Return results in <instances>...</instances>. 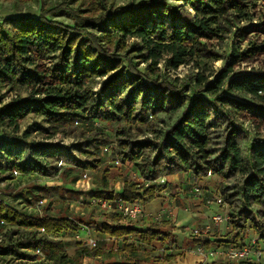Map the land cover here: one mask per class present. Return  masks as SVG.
I'll return each instance as SVG.
<instances>
[{
	"label": "trees",
	"instance_id": "trees-1",
	"mask_svg": "<svg viewBox=\"0 0 264 264\" xmlns=\"http://www.w3.org/2000/svg\"><path fill=\"white\" fill-rule=\"evenodd\" d=\"M81 2L51 4L38 18H0V169L11 177H55L62 164L98 171L95 197L144 205L166 188L155 183L162 177L217 176L234 233L225 243H244L247 230L264 241V18L254 24L250 11L264 0H141L124 7L92 0L86 9ZM62 14L73 26L55 20ZM230 36L236 41L224 52ZM218 61L219 70L208 67ZM14 91L27 96L5 102ZM32 119L35 133L75 143L29 141L22 125ZM95 121L117 124L115 160L134 164L151 186L107 191L101 153L112 142L84 128ZM105 216L116 225L106 221L102 232L122 241L117 252L126 260L118 264H176L171 253H140L153 243L175 249L170 220L140 230ZM79 230L71 219L28 216L0 199L2 258L77 264L115 255L80 247L69 256L60 237Z\"/></svg>",
	"mask_w": 264,
	"mask_h": 264
},
{
	"label": "rangeland",
	"instance_id": "rangeland-1",
	"mask_svg": "<svg viewBox=\"0 0 264 264\" xmlns=\"http://www.w3.org/2000/svg\"><path fill=\"white\" fill-rule=\"evenodd\" d=\"M62 0H0V18H9V17H22V16H28L30 18H38L40 12L43 9H46L51 4L60 3ZM84 5L82 9H86V6L92 3V0H81ZM141 0H111V3L114 5V7H124L128 4L136 5ZM78 5V4H76ZM256 7L254 10L253 7H251V13L253 14L252 20L253 23H258L261 19L264 18V5L261 3V6ZM55 20L63 22L65 25H71L73 26V22L71 19L66 16L65 14H62L55 18ZM232 35V34H231ZM236 41L233 36H230V38L226 41L224 45V52L229 51L234 43ZM223 65L222 61H218L215 63H209L208 67L212 68L213 70H219ZM144 67V66H142ZM162 67V65H161ZM179 76L183 78L187 75V69L184 67H181L178 72ZM210 72L208 71L207 74ZM3 93H5V90H3ZM26 92H11L10 94H6L5 96V102H10L13 99L17 97H21L22 99L25 98ZM35 121L28 120V122L24 123L22 125V132H29L30 137L29 141H33L35 143H43V144H60V145H69L74 144L75 141L73 139H65L61 140L59 137H54L52 139L46 138V135L43 134H37L34 132V125ZM117 127L116 123H107V122H90L84 124V128L88 130H97L100 131L102 134L109 135L110 140L112 142L111 144V150H114L115 148V128ZM243 130L245 133H247L250 138L254 137V134L251 132L250 128L245 125L243 126ZM109 152H102L101 158L103 160L102 167L105 169L107 174V180H108V188L107 191L109 193H121L124 187L130 184H138V176L139 172L137 167L132 163H125L120 165L116 164V157L113 151ZM63 167H65V170L62 174H58L55 177H47L44 175H31V176H21L18 173H15L13 177L10 176V174L7 171H4L0 169V199L4 201L6 204L17 210L18 212L28 215V216H34V217H43L46 214L51 215L54 218H68L75 222V224L78 225L80 228L78 233H72L67 232L63 233L60 237L65 242V251L67 254L71 257L76 256V252L80 247H85L87 249H93L86 245L87 241L90 239H94L97 242L98 249L103 250L104 252L107 251H113L115 255L111 258H108L106 260L105 256L98 257L96 259L85 257L83 260H80L77 264H100L101 262L106 263H121L122 261L126 260V256L121 253L117 252L118 247L117 243L118 241L116 239H111L107 235H105L102 232V223L108 222V224L116 225L112 222H110L107 217L98 210L96 206L92 204L94 199H97L95 197V194L97 191L100 190L99 183L102 179L101 173L98 171H78L74 167L67 166L66 164H62ZM180 178L176 181H182L183 175H178ZM84 177L88 178L90 188L87 191H83L81 188V184H78V181L80 179H83ZM141 177V176H140ZM168 178L170 177H162ZM202 180L199 181L195 180L192 182L194 189L200 188L201 190V197H198L195 195V198H200V202L202 205L205 206L206 199H212L214 203H216V199L221 196V190L220 186L222 184V179L217 176H209L207 178H200ZM203 181V182H202ZM202 182V184H200ZM139 185H144L143 183H139ZM150 185H152L150 183ZM201 185V186H200ZM146 187V186H145ZM173 188V183H167L166 188H162V191H165L167 188ZM206 187H212V192L210 190H207ZM168 190V189H167ZM180 188H176L175 192L169 196H167V199H170L172 201L177 200L176 203H178V199L180 198ZM178 191V192H177ZM209 192V194H207ZM162 197H157L155 202L156 204L161 203ZM206 198V199H205ZM171 201V202H172ZM192 208V206H191ZM213 208H216L215 205L212 206V208L206 212L205 217H212L214 216V210ZM220 211V209H219ZM218 211V212H219ZM156 216L161 215L163 218L165 217L163 213L157 212L155 214ZM213 215V216H212ZM156 216H153L154 218ZM152 219H148L150 221L145 220L144 218L136 219L135 221L127 224L123 222H119L118 224L124 225V226H143L144 228L147 227L148 223L156 222ZM211 222V220H210ZM184 228L189 227L193 230L195 228L193 225V222H187L182 225ZM222 227L224 225H221ZM202 228V227H199ZM192 230L184 231L183 229H180V232L175 233L174 230L172 234H176V237L178 238V241L181 239H190V234ZM232 230V228H230ZM251 231V230H250ZM246 231L245 234V242H247L249 239L253 238L254 233ZM188 233V234H187ZM234 234V233H233ZM232 233H230L228 236H221L223 240L217 242L219 247L225 246L227 243H225L226 240H231V237H233ZM249 234V235H247ZM219 235L215 236L214 234H211L210 239L214 237H218ZM175 237V236H174ZM255 237V236H254ZM0 241H2V236L0 235ZM223 241V242H222ZM129 242H132L130 240ZM189 242V240H187ZM242 244V243H241ZM156 247L154 248H142L140 250V253H149L153 256H161L166 255L168 251L164 250L159 244H155ZM188 246V245H187ZM187 254H191L189 251ZM264 263V259L262 260ZM0 264H49L47 261H41V262H20L15 261L10 258H2L0 257Z\"/></svg>",
	"mask_w": 264,
	"mask_h": 264
},
{
	"label": "crops",
	"instance_id": "crops-1",
	"mask_svg": "<svg viewBox=\"0 0 264 264\" xmlns=\"http://www.w3.org/2000/svg\"><path fill=\"white\" fill-rule=\"evenodd\" d=\"M178 177L179 176H173V177L168 178L167 183L171 184L174 182V187L172 189L168 187L167 188L168 190L166 189L165 191H162L159 194L160 197H162V199L160 198L161 199L160 204L154 203L156 200L155 199L154 202L145 206L146 216L144 217V219L147 221H150L148 219H152L153 216H156L155 214L157 212H161L165 216L162 219V221L170 220L173 223V225L175 226V229H174L175 233L180 232V229H183L184 231L192 230L189 227L184 228L182 226L184 223H187L190 221L193 222V225H196V226H194L195 228L204 227V226L208 225L210 223L211 217H205L206 212H208L212 208V206L215 205L216 208H213V210L215 209L213 215H215L219 211V207L216 205V203H214V201L212 199H206L205 198L206 204L204 206L201 204L200 198L199 199L195 198L196 194H195V189L192 185L193 184L192 182H194L195 180H198V179L200 181L202 179H200V178L197 179L190 173L187 175H183L182 181H176V180L180 179ZM202 182H200V184H202ZM178 187L180 188V190H179L180 198L178 199V203H176L177 200L172 201L170 199H167V196H169L170 193L172 195L175 192V189ZM206 188H207V190H210V192H212V189H213L212 187H206ZM207 194H209V192H207ZM191 206H192V208H191ZM135 228L140 229V230L144 229L143 226H135ZM195 228H193V229H195ZM230 228L231 227H227V226L213 227L212 234H214L215 236H217V235H219V236L212 238L210 241H207V242H210V245L205 246V247L211 251L215 250V249L223 248L222 246L219 247L218 246L219 244L217 242H219L221 240L224 241V239H222L221 236L229 235L232 231V230H230ZM175 233H174L175 249L173 251L169 250L168 253H171L175 257L176 264H201V260L197 256H195L193 254H190V255L187 254L188 251L191 252L193 249H195L198 246L199 242L196 241L195 239H193L191 236H190V239H181L180 241H178V238L176 237ZM252 234H253V232H252ZM247 235H249V234H247ZM111 239H114V238H111ZM131 240H132L131 243H135V241L133 239H131ZM187 240H189V242H187ZM117 241H118V243L116 245L118 247L119 243H122V241L121 240L120 241L117 240ZM203 243H205V242H202V244ZM155 244H159V243H153L149 247L154 248V247H156ZM149 247H147V248H149ZM167 248H168V246H167ZM204 264H244V262L230 263L229 261L217 256V257L209 258ZM248 264H253V263H248ZM261 264H264V263L262 262Z\"/></svg>",
	"mask_w": 264,
	"mask_h": 264
},
{
	"label": "built area",
	"instance_id": "built-area-1",
	"mask_svg": "<svg viewBox=\"0 0 264 264\" xmlns=\"http://www.w3.org/2000/svg\"><path fill=\"white\" fill-rule=\"evenodd\" d=\"M75 124L78 125V123ZM111 148L112 147H102V151L109 152ZM116 164L120 165V162L116 161ZM138 181L139 183H143L146 187L151 186L150 183L145 182L140 176H138ZM155 183L158 185H167V180L166 178H160ZM78 184H81L83 191H87L90 188L87 177L80 179ZM195 194L201 197L202 193L200 188H195ZM92 204L98 208L101 214H115L120 217L121 222L127 224L146 216V205L140 200L128 202L122 199L111 200L108 198H97L93 200ZM216 205L219 207L220 211L212 217L211 222L202 228L198 227L191 231V237L198 241L199 244L190 253L197 256L201 260V264H204L209 258L217 256L230 263L244 262L261 264L264 259V241L259 240L256 235L242 244L229 243L223 246V248L212 251L202 245V242L211 240L210 237L213 227L221 225L230 227L228 215L229 206L224 202L221 196L216 199ZM162 219L163 217L161 215L154 218L156 222H161ZM86 245L90 248H95L97 247V242L94 239H90L87 241Z\"/></svg>",
	"mask_w": 264,
	"mask_h": 264
}]
</instances>
